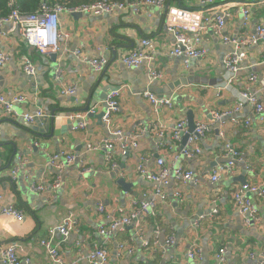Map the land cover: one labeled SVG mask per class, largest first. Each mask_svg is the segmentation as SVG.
Instances as JSON below:
<instances>
[{
    "label": "crops",
    "instance_id": "obj_1",
    "mask_svg": "<svg viewBox=\"0 0 264 264\" xmlns=\"http://www.w3.org/2000/svg\"><path fill=\"white\" fill-rule=\"evenodd\" d=\"M168 4L180 7L177 3ZM186 8L203 12L206 9L188 1ZM165 14L154 8H145L139 14L104 16L75 17L62 13L59 26L65 37L60 40L61 50L46 55L31 48L18 32H9L7 27L0 29V51L10 55L8 64L0 69V96L25 97L26 101L16 106L21 116L34 114L37 109L47 115L28 124L22 117L8 118L0 106V209L13 206L26 214L23 222L0 219V248L12 242L20 244L22 264L27 260V264H56L40 241L70 214L78 222V231L67 238L59 233L54 235L63 264H88V254L96 245L106 247L107 264H220L217 255L222 248L227 249L225 264L264 263V197L249 195L261 217V223L251 224L233 200L242 177L246 183L264 190V116L258 118L253 107L246 105L231 117L215 118V113L235 108L236 91L258 92L264 103V87L250 80L254 75L264 80V43L237 49L246 57L234 84L235 91H220L224 83L223 60L234 52L233 46L225 45L207 30L203 46L208 56L187 66L181 58L168 55L174 37L166 30ZM204 14L214 23L213 13ZM230 14L224 33L233 39L253 33L264 23V6L251 11L247 27L238 7L231 9ZM143 38L154 42V60L139 69L126 68L122 57ZM102 57L109 64L102 72H96L87 59ZM23 58L31 60L35 75L24 71ZM151 71L160 72L162 79L151 84ZM69 87H75L76 93L63 95ZM115 88H124L119 111L110 124L103 121L99 125L97 116L104 112L107 94ZM151 91L159 98L171 99L173 107L161 108L156 113L144 97V93ZM189 111L194 113L196 125L206 123L212 130L199 140L201 156L193 160L180 157L176 161L187 135L181 141L173 140V130L185 121L189 132ZM72 113L88 114L86 130L74 131L67 118ZM247 120L251 121L248 127ZM32 127H39L40 131ZM119 130L130 140L138 136L140 147L131 148L127 156L117 152L108 161L104 141ZM161 131L164 138L158 136ZM88 144H98L100 148L88 153ZM227 144L241 153V159L232 175H224L213 184V170L226 163ZM65 151L75 155L77 161L62 172L50 167V156ZM20 158L26 164L14 178L12 172ZM160 158L165 159L167 166L176 164L192 172L193 180L184 186L172 177L165 189L169 200L160 202L156 215L144 220L141 235L130 226L106 241L99 227L108 222L98 212L99 205L107 212L122 211L128 215L142 202L151 200L157 186L140 176L137 168L145 159L149 169L157 170ZM59 177L60 186L54 188ZM41 183L48 191L32 192L33 185ZM176 192L181 194L180 198L175 197ZM214 210H218L217 215L212 214ZM170 237L175 238L174 245L166 244ZM157 240L159 245L155 246ZM121 245L133 252L120 250ZM194 248H199L201 256L191 260L188 253ZM0 264H5L1 254Z\"/></svg>",
    "mask_w": 264,
    "mask_h": 264
},
{
    "label": "built area",
    "instance_id": "obj_2",
    "mask_svg": "<svg viewBox=\"0 0 264 264\" xmlns=\"http://www.w3.org/2000/svg\"><path fill=\"white\" fill-rule=\"evenodd\" d=\"M11 13L3 18H0V29L7 27L9 32H18L28 45L39 52L41 55L49 53H58L61 50L60 40L65 37L60 32L59 18L62 13H69L72 15H92V16H104L115 15L123 12H133L139 14L145 8H154L163 10L166 12L165 27L166 30L174 37L173 49L168 53L170 57L181 58L187 66L192 61L202 60L208 56L207 49L204 45L203 34L205 31L210 30L216 37H219L225 45H231L234 48V52L229 54L223 60L224 65V83L219 88L220 91H235L234 84L237 81L238 74L242 69V64L245 59V54L240 53L237 49L241 47H250L264 43V23L258 25L253 33H245L240 38H230L224 33L226 21L231 17L230 10L234 7H238L239 12L244 20V27H247L250 21L251 11L259 6H264V0H247L243 3L233 2H220L219 0H188L189 2L199 7L206 8L205 13L211 12L215 15V21L212 23L210 18L204 14L202 10H193L190 8L170 6L168 0H138L129 2H107L100 1L93 4H83L73 8H64L62 6L49 7L47 3H43L38 11L33 14H23L17 7V0H7ZM222 1V0H221ZM157 54L155 44L148 38H143L139 41L133 51L124 55L121 59L122 64L128 69H139L144 63L154 60ZM76 55H81L79 52ZM10 61V55L0 51V69L4 68ZM88 64L96 72H102L109 61L106 57L100 59H90ZM23 68L28 75H35L36 68L28 58H23ZM150 83L162 79V74L157 71L150 72ZM253 84H260L264 87V80H258L254 75L250 78ZM124 88H115L108 92L104 101V123L110 124L114 114L118 113L120 107V99L123 96ZM237 92V104L235 108L220 113H215V118L222 119L228 118L235 114L240 113L246 105L253 107L254 112L258 115V118L264 116V103L258 92L242 91ZM76 93L75 87H69L65 89L63 95H74ZM219 96V94H218ZM144 97L148 99L149 103L153 107L156 113L161 108L170 109L173 107V101L171 99L159 98L152 92L144 93ZM26 101L23 96H14L8 98L6 96H0V106L3 108L5 114L10 119L23 118L28 124H33L37 120L47 118L45 112L41 109H37L34 114L20 115L16 111V106L23 104ZM67 118L73 123L74 131L86 130L89 122L87 120L88 114L86 113H72L67 115ZM251 125V121L247 120L245 126ZM211 127L206 123H199L196 125V129L192 135H190L186 144L182 146L180 155L176 156V161L180 157H186L187 159H197L202 154V148L199 146V140L205 138L208 133L211 132ZM186 130V122H179L172 134V139L181 141L183 136L188 135ZM160 138H164L165 133L163 131L158 133ZM221 137L224 139L225 134L222 132ZM139 137L135 136L131 140L126 137L122 131H116L113 133L110 139L104 141V147L107 151V160L112 161L114 155L119 152L122 156H127L131 148L139 149ZM100 148V145L88 144L87 152L93 153ZM224 158L226 163L219 164V166L213 170L211 174V183L216 184L220 182L222 176H230L234 173L236 164L241 159V153L236 150L232 145L227 144L224 148ZM19 165L15 167L12 172V176L15 178L20 167L26 164L25 160L21 158L18 160ZM77 161V157L73 154L60 152L50 156L49 166L57 171L62 172L68 166L74 164ZM175 161V162H176ZM148 160L143 159V164L137 168V172L140 176L144 177L150 183L157 186L155 193L151 200H146L140 204V207L135 209L128 215H123L122 211L107 212L103 205H99L98 212L103 215L108 225L102 224L99 227V233L103 238L108 241L118 233L124 231L127 227L134 226L138 235L143 232L142 223L146 218L153 217L157 213V208L160 202H167L169 200L168 193L165 191L169 186L172 177L177 181L183 182L182 185L186 186L193 180L194 174L190 171H184L176 164L167 166L165 159L160 158L157 162V170H151L147 166ZM83 173H86L84 170ZM60 186V177L55 181L54 188ZM48 189L44 184L33 185L32 192L36 194L44 193ZM260 195L264 197V190L259 186L246 183L239 186L233 193V200L235 207L243 216L247 217V222L261 223V217L259 215V209L256 204L249 198V195ZM179 192L175 193L176 198H180ZM0 201H2V195L0 194ZM120 213V214H118ZM213 215L218 214V210H214ZM26 214L22 211L14 208L13 206L0 209V219L9 218L18 222L25 220ZM78 231V222L70 214L62 221V223L49 231L48 237L40 241V245L46 250L50 258L56 264H63V260L60 257V251L58 245L54 241L55 234L59 233L64 238L70 236L72 232ZM162 231H158L161 235ZM176 243L174 237L166 240L167 245H174ZM155 246L159 245V240L155 243ZM120 250H128L132 253L133 250L126 248L124 245L119 247ZM22 246L18 243L12 242L10 245H6L0 248V254L5 264H22L20 260V253ZM227 249L222 248L219 250L217 260L220 264H225V255ZM201 256L199 248H194L188 253V257L191 260H195ZM254 257V256H252ZM88 264H107L109 261V253L105 246L96 245L88 254ZM29 260L26 261V264ZM264 264V263H263Z\"/></svg>",
    "mask_w": 264,
    "mask_h": 264
},
{
    "label": "trees",
    "instance_id": "obj_3",
    "mask_svg": "<svg viewBox=\"0 0 264 264\" xmlns=\"http://www.w3.org/2000/svg\"><path fill=\"white\" fill-rule=\"evenodd\" d=\"M100 1L122 3L138 0H17V7L23 14L29 15L38 11V9L43 3H47L49 7L62 6L64 8H73L83 4H92ZM187 1L188 0H168L169 3H177L180 5V7H186ZM11 11L12 8H10L9 2L7 0H0V18L8 16Z\"/></svg>",
    "mask_w": 264,
    "mask_h": 264
},
{
    "label": "water",
    "instance_id": "obj_4",
    "mask_svg": "<svg viewBox=\"0 0 264 264\" xmlns=\"http://www.w3.org/2000/svg\"><path fill=\"white\" fill-rule=\"evenodd\" d=\"M75 17H81L83 15L81 14H77V15H74ZM3 76V75H2ZM1 79V77H0ZM152 92V91H151ZM103 116H104V112L101 113L99 116H97V118L99 119V125H101V123H103ZM40 123V122H39ZM30 127V126H29ZM187 127L189 129V134L185 137V140H184V143L183 145L186 144V140L189 139L190 135L193 134V132L195 131L196 129V124H195V115L192 111H189L188 112V122H187ZM35 131H40L39 127H32ZM43 133V132H42ZM239 181L241 182L242 185L246 184V180L242 177L241 179H239ZM120 185H124V183L121 181L119 182Z\"/></svg>",
    "mask_w": 264,
    "mask_h": 264
}]
</instances>
